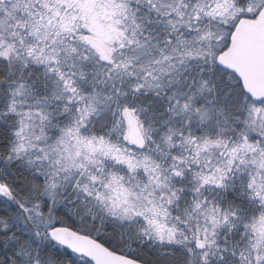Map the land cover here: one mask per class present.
<instances>
[{"label":"snow or ice","instance_id":"snow-or-ice-1","mask_svg":"<svg viewBox=\"0 0 264 264\" xmlns=\"http://www.w3.org/2000/svg\"><path fill=\"white\" fill-rule=\"evenodd\" d=\"M0 264H264V0H0Z\"/></svg>","mask_w":264,"mask_h":264}]
</instances>
